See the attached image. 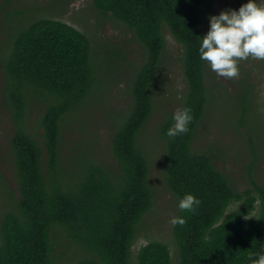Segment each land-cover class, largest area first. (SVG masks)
<instances>
[{
  "label": "trees",
  "instance_id": "1",
  "mask_svg": "<svg viewBox=\"0 0 264 264\" xmlns=\"http://www.w3.org/2000/svg\"><path fill=\"white\" fill-rule=\"evenodd\" d=\"M93 5L131 29L147 52L133 83L134 105L112 139L116 165L85 156L70 176L64 172V119L99 79L85 33L57 19L33 21L15 37L5 61L4 92L14 122L11 150L21 198L0 227V264H58L61 237L79 248L76 264H252L249 255L264 252V184L251 167L252 187L239 191L217 166L213 150L199 152L194 146L212 97L198 48L213 2L93 0ZM165 27L184 46L187 88L180 109L190 108L193 120L188 133L169 138L174 112L165 114L158 129L165 150L162 175L178 203L186 194L201 203L195 212L178 208L176 216L185 223L173 226L172 243L151 240L133 261L139 223L156 200L141 136L156 109L152 88L166 47ZM33 91L46 104L41 132L28 122L27 94Z\"/></svg>",
  "mask_w": 264,
  "mask_h": 264
},
{
  "label": "rangeland",
  "instance_id": "2",
  "mask_svg": "<svg viewBox=\"0 0 264 264\" xmlns=\"http://www.w3.org/2000/svg\"><path fill=\"white\" fill-rule=\"evenodd\" d=\"M211 1L209 17L224 10H238L247 3V0ZM209 17L204 23V35L209 30ZM41 18L64 21L88 36L92 45L91 62L99 79L97 88L63 122L62 165L68 176L85 156L115 167L112 139L117 124L134 105L133 83L147 59V52L133 31L97 10L93 0H0V227L4 215L14 209L21 198L11 150L14 122L4 92L5 61L9 59L15 37ZM164 37L166 47L152 88L156 109L141 136L151 159L156 200L139 223L142 224L132 249L133 261L139 249L151 240L172 243L170 220L178 210V201L165 186L162 175L165 150L158 129L168 111L175 113L181 108L187 81L182 61L184 46L167 27ZM238 66L239 77L233 79L220 77L207 66L212 97L194 146L199 152L213 150L217 166L239 191H243L252 187L251 167L255 179L264 184V60L250 57L240 61ZM27 95L30 100L28 122L41 132L39 123L46 104L34 91ZM56 245L58 264H76L80 250L75 244L61 237ZM170 248L174 256V246Z\"/></svg>",
  "mask_w": 264,
  "mask_h": 264
},
{
  "label": "clouds",
  "instance_id": "3",
  "mask_svg": "<svg viewBox=\"0 0 264 264\" xmlns=\"http://www.w3.org/2000/svg\"><path fill=\"white\" fill-rule=\"evenodd\" d=\"M209 30L201 37L198 48L200 60L218 76L227 79L239 77V62L250 57L264 60V0H247L238 10L221 11L209 17ZM172 120L174 124L166 135L175 138L189 132L193 120L190 108L177 110ZM201 201L192 194L179 200L180 211L195 212ZM170 223L183 225V217L174 216ZM252 264H264V252L250 254Z\"/></svg>",
  "mask_w": 264,
  "mask_h": 264
}]
</instances>
